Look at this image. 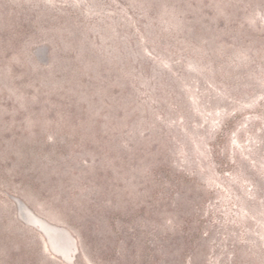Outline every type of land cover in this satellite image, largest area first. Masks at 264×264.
<instances>
[{"label":"rangeland","instance_id":"obj_1","mask_svg":"<svg viewBox=\"0 0 264 264\" xmlns=\"http://www.w3.org/2000/svg\"><path fill=\"white\" fill-rule=\"evenodd\" d=\"M0 264H264V0H0Z\"/></svg>","mask_w":264,"mask_h":264},{"label":"water","instance_id":"obj_2","mask_svg":"<svg viewBox=\"0 0 264 264\" xmlns=\"http://www.w3.org/2000/svg\"><path fill=\"white\" fill-rule=\"evenodd\" d=\"M35 221V220H34ZM45 227L44 225L41 224L42 228L44 229L46 235L48 236L51 244H52V241L50 239V236H52L53 234H58V235H64L66 237H69V233L67 230L63 229V228H59V227H55V226H52L48 223L45 222ZM48 229V230H47Z\"/></svg>","mask_w":264,"mask_h":264},{"label":"bare ground","instance_id":"obj_3","mask_svg":"<svg viewBox=\"0 0 264 264\" xmlns=\"http://www.w3.org/2000/svg\"><path fill=\"white\" fill-rule=\"evenodd\" d=\"M27 211H28L29 214L32 216L33 220H35L36 222H38V223L44 225V227H45L46 224H45V222H44L43 220H41L40 218H38V217H36V216H33L29 210H27ZM47 230H48V229H47Z\"/></svg>","mask_w":264,"mask_h":264}]
</instances>
